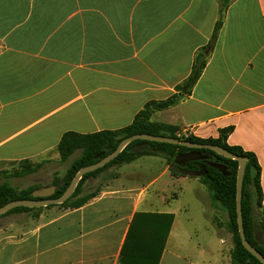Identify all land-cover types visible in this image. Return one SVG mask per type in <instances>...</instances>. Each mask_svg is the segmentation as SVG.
Segmentation results:
<instances>
[{
	"label": "crops",
	"instance_id": "0c3cea01",
	"mask_svg": "<svg viewBox=\"0 0 264 264\" xmlns=\"http://www.w3.org/2000/svg\"><path fill=\"white\" fill-rule=\"evenodd\" d=\"M220 4L0 0V171L24 160L61 161L57 147L66 133L123 129L147 103L177 94L197 54L213 39ZM206 53L192 94L155 112L152 121L201 139H217L232 128L228 145L256 155L264 191V0H232ZM158 158L164 163L156 166ZM141 160L147 164L134 165ZM190 179L173 174L164 158L145 156L108 169L92 184L88 180L86 187L101 190L80 208L3 214L0 264H122L127 239L129 263L142 257L144 250L136 246L144 240V248L148 238L138 223L129 241L139 213L175 216L159 264H217L218 259L205 260L211 249L195 255L176 234L179 182ZM31 186L53 185L15 187Z\"/></svg>",
	"mask_w": 264,
	"mask_h": 264
},
{
	"label": "trees",
	"instance_id": "16d2710c",
	"mask_svg": "<svg viewBox=\"0 0 264 264\" xmlns=\"http://www.w3.org/2000/svg\"><path fill=\"white\" fill-rule=\"evenodd\" d=\"M219 1L221 3L220 16L215 27L213 39L209 46L203 48L197 54L192 73L184 82L176 87L177 94L164 101H151L147 103L144 109L136 115L133 123L123 129L117 131H103L94 134L68 132L62 137L57 147L60 160L66 162L78 151H80V155L72 161L67 172L63 176H59L58 173H55L52 185L57 187V190L51 198H60L81 169L98 163L100 160L113 153L124 139L135 135L149 134L166 136L197 144L217 145L246 160L242 200L244 229L247 240L264 256V191L261 184L262 168L256 155L245 151L241 147H231L228 145L227 140L233 131L232 128L222 130L217 139H201L194 135L190 137H179L177 135L179 132L177 126L152 121V116L155 112L177 106L186 96L191 95L194 87L201 78L209 57V53H206V51L212 49L214 46L224 23L225 12L232 0ZM191 153L198 154L199 158L190 161L177 160L178 156L189 155ZM145 156H159L164 158L168 164L171 165L172 172L175 175L197 178L209 191L213 204L216 207L226 210L228 215L227 229L232 234L233 241V247L230 252L231 264H262L244 247L239 233L236 211L239 162L222 157L209 149H194L180 145L144 140L133 141L118 157L106 166L85 174L78 184L73 196L68 201L60 205H51L46 208L57 206L68 209L84 206L90 200L97 197L101 190L98 186L83 188V184L87 180L97 178L100 174L112 167L129 164ZM221 167H224V171L221 170ZM41 168L42 163L35 164L30 160H24L14 164L11 170L0 171V208L13 201L35 200L32 194L39 186L18 189L12 186L8 182V179L16 177L22 178L38 172ZM43 209L44 207H18L10 210L4 215L20 210L32 211ZM174 220L175 216L172 214H137L133 220L128 238L130 241L132 234H134V228H136L138 223H141V227L143 231L147 232L148 238L144 248V240H141L136 248L137 250H144V254L141 258L135 256L134 261L128 263V260H126V249L129 245L127 239L123 249L122 264H159ZM153 235L155 237L154 241Z\"/></svg>",
	"mask_w": 264,
	"mask_h": 264
},
{
	"label": "rangeland",
	"instance_id": "374dc122",
	"mask_svg": "<svg viewBox=\"0 0 264 264\" xmlns=\"http://www.w3.org/2000/svg\"><path fill=\"white\" fill-rule=\"evenodd\" d=\"M79 155L80 151L66 162L53 160L49 164H46V162L35 163H42L43 169L41 168L42 171H40L41 169L39 170L40 173H36L30 179L9 178L8 182L14 187L17 185L27 186L35 182L51 183L53 182L55 173L63 176L72 161ZM158 159L156 161L162 162L156 163V166L164 163V160ZM146 164V160H141L134 165ZM89 184H92V179ZM179 184L177 199L175 200L176 206L174 208L178 212L176 234L179 235L180 242H182L184 247L193 249L195 255L206 247L211 249L205 255V260L207 261L218 259L217 264H231L230 252L233 247V241L232 234L227 229L228 215L226 210L224 208L216 209L212 200L207 198L209 191L197 178L179 182ZM211 212L213 214L212 219ZM224 238L226 239L223 245L221 244V239Z\"/></svg>",
	"mask_w": 264,
	"mask_h": 264
},
{
	"label": "water",
	"instance_id": "95a60500",
	"mask_svg": "<svg viewBox=\"0 0 264 264\" xmlns=\"http://www.w3.org/2000/svg\"><path fill=\"white\" fill-rule=\"evenodd\" d=\"M136 140H144L149 142H157V143H167V144H173V145H180L188 148H194V149H209L217 153L218 155L225 157L227 159L236 160L239 162V169L237 174V196H236V211H237V218H238V227H239V233L242 240V244L244 247L253 255L255 256L262 264H264V256L247 240L245 229H244V220H243V209H242V200H243V186H244V177L246 172V160L245 158L233 154L229 150L217 146V145H205V144H197L192 143L185 140H179L172 137H166V136H155V135H149V134H141V135H135L129 138L124 139L118 146V148L111 153L110 155L106 156L102 160H100L98 163L85 167L79 171V173L76 175V177L73 179L65 193L60 197L53 199L51 198L56 190L57 187L50 186L44 189H39L33 192L32 196L35 198V200H18L13 201L2 208H0V216L3 214H6L12 209L18 208V207H27V208H41V207H48L51 205H60L68 201L74 194L78 184L80 183L83 176L87 173L96 171L104 166H106L108 163H110L112 160H114L116 157L119 156V154L133 141ZM199 155L196 153H191L189 155H183L178 156V161H190L194 159H198ZM221 170L224 171V167H221ZM88 184V180L83 184V188H85Z\"/></svg>",
	"mask_w": 264,
	"mask_h": 264
},
{
	"label": "built area",
	"instance_id": "2783aa9c",
	"mask_svg": "<svg viewBox=\"0 0 264 264\" xmlns=\"http://www.w3.org/2000/svg\"><path fill=\"white\" fill-rule=\"evenodd\" d=\"M177 135L179 137H190V136L194 135V133L192 131H190V130H188V131H179L177 133Z\"/></svg>",
	"mask_w": 264,
	"mask_h": 264
}]
</instances>
